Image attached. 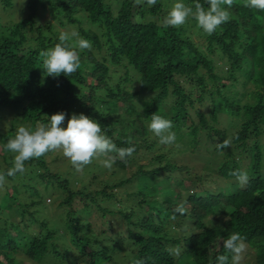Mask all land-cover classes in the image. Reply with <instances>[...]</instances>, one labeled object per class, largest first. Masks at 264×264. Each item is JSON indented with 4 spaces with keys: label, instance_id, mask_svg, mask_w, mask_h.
Returning <instances> with one entry per match:
<instances>
[{
    "label": "trees",
    "instance_id": "1",
    "mask_svg": "<svg viewBox=\"0 0 264 264\" xmlns=\"http://www.w3.org/2000/svg\"><path fill=\"white\" fill-rule=\"evenodd\" d=\"M0 1L4 8L13 3ZM177 2L208 7L206 0H157L153 7L134 0H26L25 17L0 25V107L13 108L31 127L58 112L66 113V127L73 113H83L99 122L117 147L132 146L125 143L131 138L136 149L127 163L117 160L110 171L128 177L107 180L93 174L77 189L72 177L53 171L45 157L26 162L41 168L40 184L62 197L63 229L35 216L38 209L28 213L35 200L22 203L18 187L5 184L0 264H22L18 255L39 263L48 257L44 263L49 264H133L136 259L177 264L168 245L191 264H215L216 256L225 254L215 242L234 232L254 252V264H264V11L234 0L230 21L206 36L191 18L189 30L186 24L161 27ZM192 28L203 39L199 45L191 39ZM69 30L89 41L91 50L80 51L81 67L73 75L46 76L40 52ZM142 93L147 97L138 104ZM206 102L208 111L198 108ZM154 113L172 121L176 140L191 152L203 140L202 151L211 159L223 154V160L203 167V173L168 160L165 146L148 130ZM14 136L1 135L4 159V145ZM225 139H231V147L218 150ZM237 169L247 172L246 185L229 181L219 191L203 186L211 174L236 179L229 173ZM95 183L101 187L92 189ZM127 183L134 190L117 197L114 190ZM25 186L35 198V186ZM181 202L186 213L171 219Z\"/></svg>",
    "mask_w": 264,
    "mask_h": 264
},
{
    "label": "clouds",
    "instance_id": "2",
    "mask_svg": "<svg viewBox=\"0 0 264 264\" xmlns=\"http://www.w3.org/2000/svg\"><path fill=\"white\" fill-rule=\"evenodd\" d=\"M146 2L149 7L155 6L157 0H134L136 5ZM205 8L196 2L189 7L183 2L172 5L167 14L162 18L161 27L179 28L184 26L189 18L194 20L198 28L206 36L213 35L224 23L230 21L231 9L234 0H206ZM226 6V7H225ZM244 7L264 11V0H244ZM136 22L143 21L139 16ZM76 31L59 34V43L46 51L40 52L42 58V69L46 76L57 78L63 74L71 76L81 67L80 51L91 50V43L84 39H76ZM48 122H37L34 127L18 126L15 136L10 138L4 145L5 150L13 156L12 166L6 171L0 172V189L7 183V177H14L17 173L25 172V164L33 159H40L51 152H61L77 172L92 164L94 159L105 157L102 160L103 167L112 169L113 165L120 160L124 163L133 156L135 146L131 138L125 143L129 147H117V145L106 135L100 123L83 113H73L67 119V126L63 127L66 119L65 112L46 116ZM171 120L161 115L153 114L148 130L152 132L163 146L176 145V134L172 131ZM231 139H225L217 145L218 150L231 147ZM235 177L241 186L246 185L249 177L247 172L239 169L229 173ZM171 219H175V213L184 215L186 213L185 203L181 202L173 210ZM225 254L217 255L215 264H241L247 250L245 238L238 232L231 233L227 239L220 242ZM179 255V249L176 250ZM133 264H146L143 259H136Z\"/></svg>",
    "mask_w": 264,
    "mask_h": 264
},
{
    "label": "rangeland",
    "instance_id": "3",
    "mask_svg": "<svg viewBox=\"0 0 264 264\" xmlns=\"http://www.w3.org/2000/svg\"><path fill=\"white\" fill-rule=\"evenodd\" d=\"M25 1L26 0H13V3L11 7L4 8L1 5L0 1V25L6 26L13 24L19 20H21L23 17L27 15V10L25 7ZM113 1V0H110ZM46 17V14H45ZM190 19V18H189ZM186 28L189 30V24H186ZM194 29L192 28V31H190L191 39L196 43L200 44L203 39L201 37H198L195 35ZM72 30H69V33H71ZM80 36H77L76 39H80ZM181 82L187 86L188 88L191 86L187 81L184 79H180ZM147 95L142 93L140 95V99H136L138 104L142 101V99L146 98ZM199 109L208 111L209 110V104L206 102L205 106H198ZM20 117L17 115L16 111L11 107H0V140L1 135H5L8 132L11 131V133H16V127L18 126H26L31 127L28 123H22L19 121ZM223 126L226 125V122L222 124ZM152 136H155L151 132ZM264 143V140L262 141ZM203 145L204 141L200 140L196 146L195 151L191 152V147H186L182 141L176 140V145H173L171 147L165 146V149L163 150L164 153L167 154V159L171 162H175L178 164H185L190 167L192 171H200L204 172L205 169L203 167L209 166L210 168H214L216 165H218L223 160V154L215 155L213 159H211V155L208 152H203ZM6 154V153H5ZM10 155V156H9ZM7 158L4 159L3 156L0 154V172L3 171L4 168H10L12 166V159L13 156L11 153H7L5 155ZM11 157V158H9ZM45 159L48 162V166L53 171H58L62 173V175L72 177L70 180L72 182V188L77 189L81 186L82 180L85 181L88 179L89 176L92 177L93 174H98L100 178L103 179H111V180H117L120 177H125L128 175L124 174L123 172H119L116 175L111 176L110 171L114 169H108L103 167L102 160L105 159V157H100L93 160V163L86 166L88 169H83L82 172H77L73 167L71 166L70 162L63 157L61 152H51L45 156ZM85 167V168H86ZM25 172L23 174H16L13 179H7V185L14 184L18 187L19 193L17 197L21 200V202L30 203L31 199L35 200V205H31L30 210H28V213L32 210L38 209V211L35 210L34 215L38 218L44 217L47 218L49 221V226H52L53 224L57 225V228L61 232L63 229L62 221L64 219L65 210L63 207L59 206L58 203L61 202L62 197L58 196L59 194L56 189L53 188H47L45 189L42 184H40L39 179L36 177V173L42 172L41 168L35 169L34 166H31L30 164H25ZM28 170L30 174H28ZM128 177V176H127ZM229 181L231 183H237L238 185H241L236 179L233 180H227L220 177H217L214 174H211L208 178H206L203 186L205 188H208L212 191H219V190H226L228 188ZM25 185L35 186V198L33 196H29V194L25 191L26 189ZM100 188L101 186L99 184H93L92 189L94 188ZM37 190V192H36ZM133 183H127L126 185L122 187L116 188L114 191L117 194V197L121 194H124L129 191H133ZM190 192V191H189ZM4 194V188L0 189V200L3 198ZM32 194V193H31ZM29 208V207H28ZM145 214L147 216L153 217V213L151 210L145 211ZM27 216V215H26ZM3 217L10 218V216L7 213H3ZM17 219H22V217L18 216ZM124 226L120 225L119 230H123ZM57 237V235H56ZM55 241V240H54ZM222 240L219 238L215 242V246H219L220 242ZM57 244H62V240L57 238L56 239ZM66 244H68V247H71L70 242L66 241ZM171 249H173L175 252L178 249L176 246L168 245ZM19 259L22 264H49L44 263L46 260H49L47 257L42 262H34L29 259L24 258L22 255H18ZM175 257L177 259V264H191V259L184 254L180 253L179 255L175 254ZM254 252L250 250V248H247L246 253L244 255V259L242 260L241 264H254ZM77 263L81 264L80 260L76 261ZM76 262H69L68 264L72 263L75 264Z\"/></svg>",
    "mask_w": 264,
    "mask_h": 264
}]
</instances>
